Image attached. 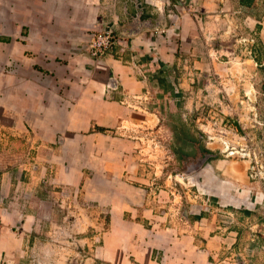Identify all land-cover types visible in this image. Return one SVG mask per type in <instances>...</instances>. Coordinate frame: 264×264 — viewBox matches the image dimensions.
<instances>
[{
  "label": "crops",
  "instance_id": "obj_1",
  "mask_svg": "<svg viewBox=\"0 0 264 264\" xmlns=\"http://www.w3.org/2000/svg\"><path fill=\"white\" fill-rule=\"evenodd\" d=\"M3 2L0 264H264V191L250 196L246 162L208 152L190 174L162 170L138 128L154 106L131 99L183 96L187 71L210 76L220 53L204 42L223 21L255 30L258 63L241 62L264 70L261 2ZM105 26L114 44L93 59L84 46Z\"/></svg>",
  "mask_w": 264,
  "mask_h": 264
},
{
  "label": "rangeland",
  "instance_id": "obj_2",
  "mask_svg": "<svg viewBox=\"0 0 264 264\" xmlns=\"http://www.w3.org/2000/svg\"><path fill=\"white\" fill-rule=\"evenodd\" d=\"M258 2H261L264 8V0ZM3 3V0H0V6ZM223 22L219 31L221 37L210 34L205 39L208 45L204 42L206 55L215 53L213 50L220 53L209 56L210 61L213 60L218 66V69L212 68L210 76L196 77L190 75L191 71H187V81L191 80L190 91L183 96L176 97L177 94L166 99L170 95L163 96L164 93H160L162 96L159 94L155 98L145 93L142 98L131 99L154 106L151 113L157 120L153 118V121H145V125L138 126L145 136L141 143L142 154L145 158H150L148 162L164 171L180 167L181 171L185 169L186 173L190 174L201 163H205L204 157L208 152L221 158L245 161L247 188L251 190L250 196L256 197L259 190L264 191L263 69L255 66V62H245L242 66L231 64L235 56L239 57L237 59L240 61L255 60L256 56L259 57L257 46L253 50L256 35L253 29L254 32L249 34L245 32L244 37L239 28L233 31L228 23ZM244 38L248 43L239 44L240 39ZM246 47L251 49L250 55L244 51ZM262 54L264 57V53ZM231 67L233 69H229ZM243 69L247 78L236 82L238 78L244 77ZM215 73H221L222 76L232 74L234 78L229 81L227 78L219 79ZM110 81L114 82L116 88L113 90H116V82L113 79L108 80ZM163 85L161 83V87H165ZM124 98H129L128 94H125ZM189 101L193 102L192 107L184 109ZM229 152L235 154L230 155ZM253 167L259 174L252 177L250 170ZM246 211L258 213L254 200L247 206ZM237 213L242 217L249 216L243 211Z\"/></svg>",
  "mask_w": 264,
  "mask_h": 264
},
{
  "label": "built area",
  "instance_id": "obj_3",
  "mask_svg": "<svg viewBox=\"0 0 264 264\" xmlns=\"http://www.w3.org/2000/svg\"><path fill=\"white\" fill-rule=\"evenodd\" d=\"M238 43H248L246 39H240ZM115 38H114V33L112 31V28L110 26H105L102 30H97L89 38V41L86 46H84V51L93 59H100L103 58L112 48V45L114 44ZM244 45V44H241ZM245 52H247L250 55L251 49L246 47L244 49ZM252 53V52H251ZM237 56L233 58L231 61V64H238L240 66L244 65L240 60H238ZM255 64V63H254ZM114 82H108L106 84V90H111L114 91L113 89L116 88L114 87ZM212 139V138H209ZM230 155H234L235 153L229 152ZM254 170L255 172H253ZM250 174L255 176L256 174H259V171L254 169V167L250 170Z\"/></svg>",
  "mask_w": 264,
  "mask_h": 264
},
{
  "label": "trees",
  "instance_id": "obj_4",
  "mask_svg": "<svg viewBox=\"0 0 264 264\" xmlns=\"http://www.w3.org/2000/svg\"><path fill=\"white\" fill-rule=\"evenodd\" d=\"M254 0H240V4L242 6H250L253 3ZM255 61L258 63L257 57L255 58ZM263 75H264V70H263ZM163 84V80L160 79V84ZM165 85V84H164ZM166 86V85H165Z\"/></svg>",
  "mask_w": 264,
  "mask_h": 264
}]
</instances>
